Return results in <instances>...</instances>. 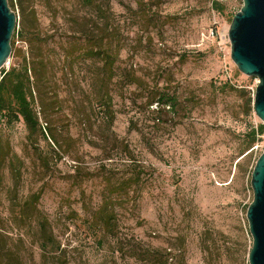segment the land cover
<instances>
[{"label": "rangeland", "instance_id": "374dc122", "mask_svg": "<svg viewBox=\"0 0 264 264\" xmlns=\"http://www.w3.org/2000/svg\"><path fill=\"white\" fill-rule=\"evenodd\" d=\"M213 1L226 6L223 14ZM31 3L53 60L49 86L60 108L47 115L62 149L30 138L22 122L2 128L13 154L0 173V218L15 243L23 240L24 263L139 264L131 253L151 249L171 252L174 263L249 264L247 211L264 135L245 150L248 133L263 122L253 107L259 80L231 58L229 29L243 0L103 1L106 17L95 14L93 30H106V48L119 52L111 83L97 73L103 62L67 57L84 41L70 3ZM13 11L20 19L18 5ZM16 47L29 51L20 39ZM18 63L11 56L3 71ZM105 86L111 102L101 99ZM172 98L174 108L157 103ZM133 175L138 184L121 189ZM35 195L52 245L42 240L38 214L23 211ZM107 199L113 234L96 221Z\"/></svg>", "mask_w": 264, "mask_h": 264}, {"label": "trees", "instance_id": "16d2710c", "mask_svg": "<svg viewBox=\"0 0 264 264\" xmlns=\"http://www.w3.org/2000/svg\"><path fill=\"white\" fill-rule=\"evenodd\" d=\"M31 1L9 0L12 10H15L17 5L21 10V18L12 38V56L16 57L19 63L9 71L1 70L3 74L0 78V173L11 164L13 154L10 143L2 139V128L4 126L11 127L16 123L22 122L28 129L30 138L35 136L42 137L45 140L49 138L62 149L56 131L50 127L47 115L50 111H54L56 107L60 108L58 93L54 91L53 87L49 86L50 76L54 71L53 60L45 56L41 47V44L47 42V40L42 36L38 14ZM67 1L73 7L70 15L73 16L71 21L75 24L74 33L79 34L80 39L84 40L75 43L71 51H67V57L75 61L81 59L103 62L102 68L98 69L97 73L99 72L100 77L101 75L103 76L102 82H113L117 77L116 63L119 60V52L113 53L112 48H106V30L99 28L97 29L99 31L98 34L93 30L95 24L93 16L96 14L98 17H106V11L102 8V3L105 0ZM212 8L219 14H223L226 10V6L219 1H213ZM84 10H86V13L83 15L82 11L84 12ZM79 18H82L81 21ZM18 39L29 45L27 53L22 49H17L16 43ZM229 87L233 88L230 85H227L226 88ZM104 88L106 91L101 94V99L111 102L112 97L110 96L109 88L107 86ZM176 102L177 99L172 98L166 101H158L157 103L173 106L174 108V106L176 107ZM42 115L45 117V122L41 118ZM263 135L264 125L258 126L257 129H252L247 135L245 150L252 149L260 142V138ZM140 177V175H133V177L124 181L121 189H131L134 184H138L139 181L137 180ZM38 200V195L32 196L25 203L23 211L31 208L33 215L38 214L42 240L52 245L55 241L51 225L48 219L43 217L42 213L37 209ZM111 203V199L105 200L102 209L96 217L98 225H101L107 234H113L116 228V213L114 210H110V207H112ZM13 214L7 218L8 221L16 222L18 220V217ZM23 218L24 214L21 213L20 219L22 220ZM4 224V220L0 218V264H25L17 250L19 246L23 245V240L15 243L5 229ZM43 249L46 251V247ZM129 257L135 258L139 264H182L173 262L171 252H162L160 250L148 249L142 257L134 252Z\"/></svg>", "mask_w": 264, "mask_h": 264}, {"label": "water", "instance_id": "95a60500", "mask_svg": "<svg viewBox=\"0 0 264 264\" xmlns=\"http://www.w3.org/2000/svg\"><path fill=\"white\" fill-rule=\"evenodd\" d=\"M18 21L9 0H0V71L12 56V38ZM229 40L231 58L239 71L259 80L253 107L264 125V0H243V7L230 25ZM251 187L254 199L247 220L253 246L249 264H264V153L252 173Z\"/></svg>", "mask_w": 264, "mask_h": 264}]
</instances>
